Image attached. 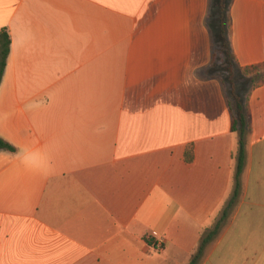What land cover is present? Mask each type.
Wrapping results in <instances>:
<instances>
[{
    "label": "crops",
    "instance_id": "obj_1",
    "mask_svg": "<svg viewBox=\"0 0 264 264\" xmlns=\"http://www.w3.org/2000/svg\"><path fill=\"white\" fill-rule=\"evenodd\" d=\"M218 1L0 0V264H188L214 227L195 264H264V0Z\"/></svg>",
    "mask_w": 264,
    "mask_h": 264
},
{
    "label": "trees",
    "instance_id": "obj_2",
    "mask_svg": "<svg viewBox=\"0 0 264 264\" xmlns=\"http://www.w3.org/2000/svg\"><path fill=\"white\" fill-rule=\"evenodd\" d=\"M223 8H224V0H219L218 1V10L220 11V13L222 12ZM220 21H221L220 22L221 29H220L219 46L224 49L225 55L230 60V62H232V59L229 55L228 46H227V43L225 40V31L223 28V23H222L221 17H220ZM9 46H10L9 34H8L6 29H1L0 30V82H1L2 74L4 71L5 65H6V59H7L8 53H9ZM217 48H218V46L215 44V51L212 55L211 64L216 60V57L218 55ZM232 68H233V63H232V67H229V69H228V72H229L228 78H227V82H224V86L228 88L227 102H228V106H229V109L231 112V131L240 130V132H241V128L243 126V121H244V115L242 113L241 106L238 103V101L234 95L232 76H231V69ZM207 71L209 72V69L206 70V72ZM0 150L8 151L11 153L15 152V148L11 144H9L8 142H6L5 140H3L1 138H0ZM184 156H185V159L187 161H190L191 156H192L190 147H188L186 149ZM242 162H243V144H242V140L240 139L238 142L237 166H236V171H235L236 183H237V175L241 169ZM215 233H216V227H214L213 230L207 232L206 237L202 241L201 245L203 243L207 242V240H209ZM146 242L150 245H153L155 243L152 237L146 238ZM201 245L198 248L193 259L188 264H195V261H196L197 257L199 256V253H200L201 248H202Z\"/></svg>",
    "mask_w": 264,
    "mask_h": 264
},
{
    "label": "rangeland",
    "instance_id": "obj_3",
    "mask_svg": "<svg viewBox=\"0 0 264 264\" xmlns=\"http://www.w3.org/2000/svg\"><path fill=\"white\" fill-rule=\"evenodd\" d=\"M225 2L227 0H224ZM219 38H216L215 43L218 46L217 48V57L216 60L211 65V72H213L216 76L223 79L225 82H227L228 78V69L229 67H232V62L227 58L225 55V51L223 48L219 46ZM226 90L228 92V88L226 87Z\"/></svg>",
    "mask_w": 264,
    "mask_h": 264
},
{
    "label": "built area",
    "instance_id": "obj_4",
    "mask_svg": "<svg viewBox=\"0 0 264 264\" xmlns=\"http://www.w3.org/2000/svg\"><path fill=\"white\" fill-rule=\"evenodd\" d=\"M151 236L155 237V236H156V233H155V232H152V233H151ZM153 246H154L156 249H159L160 246H161V241H160V239H158L157 241H155V243L153 244Z\"/></svg>",
    "mask_w": 264,
    "mask_h": 264
}]
</instances>
